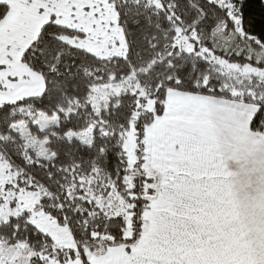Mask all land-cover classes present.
<instances>
[{"label": "snow or ice", "instance_id": "snow-or-ice-1", "mask_svg": "<svg viewBox=\"0 0 264 264\" xmlns=\"http://www.w3.org/2000/svg\"><path fill=\"white\" fill-rule=\"evenodd\" d=\"M0 264H264V0H0Z\"/></svg>", "mask_w": 264, "mask_h": 264}]
</instances>
